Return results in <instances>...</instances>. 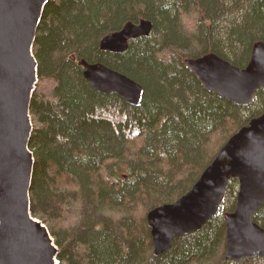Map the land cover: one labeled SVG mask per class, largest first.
I'll use <instances>...</instances> for the list:
<instances>
[{
    "label": "trees",
    "instance_id": "16d2710c",
    "mask_svg": "<svg viewBox=\"0 0 264 264\" xmlns=\"http://www.w3.org/2000/svg\"><path fill=\"white\" fill-rule=\"evenodd\" d=\"M142 18L153 24L149 36L122 53L99 50L104 34ZM257 40L264 41V0H49L33 48L30 209L53 236L59 264H239L222 255L235 179L220 212L160 256L145 216L187 192L226 140L264 111V86L237 105L206 90L183 60L212 52L242 68ZM81 59L139 82L140 105L94 91ZM259 219L264 227V205Z\"/></svg>",
    "mask_w": 264,
    "mask_h": 264
},
{
    "label": "water",
    "instance_id": "95a60500",
    "mask_svg": "<svg viewBox=\"0 0 264 264\" xmlns=\"http://www.w3.org/2000/svg\"><path fill=\"white\" fill-rule=\"evenodd\" d=\"M48 2L0 0V264H58L59 250L48 227L30 209L35 163L29 149L30 105L38 83L33 48ZM152 28L148 19L128 20L100 38L99 50L125 52L130 40L149 36ZM79 63L94 91L113 92L129 105H140L144 90L139 82L100 62ZM183 63L206 90L237 105H246L264 86L263 40L252 44L242 68L212 52ZM230 179L237 180L238 188L233 211L223 215L224 258L264 257V227L253 220L264 205V111L226 140L187 192L147 211L153 255L169 251L175 239L200 231L215 217Z\"/></svg>",
    "mask_w": 264,
    "mask_h": 264
},
{
    "label": "rangeland",
    "instance_id": "374dc122",
    "mask_svg": "<svg viewBox=\"0 0 264 264\" xmlns=\"http://www.w3.org/2000/svg\"><path fill=\"white\" fill-rule=\"evenodd\" d=\"M39 30V28L37 29V31ZM37 34V33H36ZM35 43H36V40H35ZM35 43H34V45H35ZM33 53H34V49H33ZM35 55V54H34ZM36 57V56H35ZM36 59H37V61L39 60L37 57H36ZM69 59H71V58H69ZM73 59H74V57H73ZM82 71V70H81ZM38 80H39V67H38ZM37 85V84H36ZM45 86L43 85L42 86V88H44ZM31 108V107H30ZM31 115V114H30ZM31 121H32V118H31ZM33 122V121H32ZM33 124V123H32ZM236 180V179H235ZM232 186L234 187V190H235V192H234V196H235V198H236V192H237V188H238V182H237V180H236V183H234V185L232 184ZM40 200H42L41 202H42V204H44L45 205V207H47V208H50V209H52V211L55 213L56 211H55V209H56V203H55V201L53 200V199H51V197L50 196H48V194L47 195H42L41 197H40ZM39 199H38V201H40ZM40 202V203H41ZM234 207H235V205H234ZM256 222H258L257 220H256ZM262 219H259V222H258V224H262ZM262 226V225H261ZM149 235H150V233H149ZM53 237V236H52ZM220 241H221V238L219 239V241H218V243H220ZM224 247H225V242H224ZM224 250H225V248H224ZM223 257H224V252H223ZM154 256V255H153ZM155 257V256H154ZM150 258V257H149ZM253 258H255V257H253ZM225 259V258H224ZM154 260L152 259V260H149L148 261V263L149 262H151V263H149V264H153L152 262H153ZM147 263V264H148ZM223 263V262H222ZM221 262L219 263V264H222ZM58 264H59V260H58ZM215 264H217V261L215 260ZM239 264H264V263H262V262H243V260H241L240 262H239Z\"/></svg>",
    "mask_w": 264,
    "mask_h": 264
},
{
    "label": "flooded vegetation",
    "instance_id": "af4514ba",
    "mask_svg": "<svg viewBox=\"0 0 264 264\" xmlns=\"http://www.w3.org/2000/svg\"><path fill=\"white\" fill-rule=\"evenodd\" d=\"M82 69V68H81ZM81 69H79L80 70V73L82 74V72H83V70L81 71ZM82 76H83V74H82ZM84 78V77H83ZM86 81V80H85ZM87 82V81H86ZM88 84V83H87ZM89 85V84H88ZM97 92V91H96ZM99 93V92H98ZM101 94H103V93H101ZM112 94H115V93H113V92H110V93H107V94H103V95H112ZM116 95V94H115Z\"/></svg>",
    "mask_w": 264,
    "mask_h": 264
},
{
    "label": "bare ground",
    "instance_id": "6f19581e",
    "mask_svg": "<svg viewBox=\"0 0 264 264\" xmlns=\"http://www.w3.org/2000/svg\"><path fill=\"white\" fill-rule=\"evenodd\" d=\"M47 5V4H46ZM110 32H112V31H110Z\"/></svg>",
    "mask_w": 264,
    "mask_h": 264
}]
</instances>
